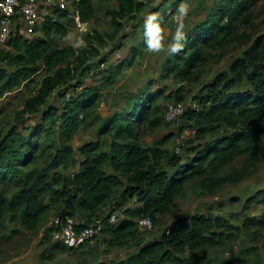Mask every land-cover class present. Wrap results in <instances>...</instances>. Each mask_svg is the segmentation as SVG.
Here are the masks:
<instances>
[{
  "label": "trees",
  "instance_id": "16d2710c",
  "mask_svg": "<svg viewBox=\"0 0 264 264\" xmlns=\"http://www.w3.org/2000/svg\"><path fill=\"white\" fill-rule=\"evenodd\" d=\"M116 1L117 8L107 12L112 33L94 31L86 35L85 46L77 54L72 48L54 49L55 42H64L69 37L75 24L67 12L49 5L46 0H37L42 23L36 29V35L26 36L19 24L12 29L7 43L0 45V98L30 81L39 71L37 66L42 67L43 77L37 93L25 101L15 118L19 124L46 108L48 99L57 93L58 102L65 104L61 115H57V109L52 107L44 115V120L58 125L57 141L49 129L33 140L9 134L0 142V184L15 181L20 186L10 201L0 196V218L9 210L13 214L21 213L25 224L32 227L44 223L49 208L41 202V196L51 189L53 182L59 186V189L51 190L58 203L59 217L72 218L78 229L101 221L104 225L102 235L113 248L136 240L138 223L135 220L147 218L152 225L156 224L170 211L190 181L199 179L200 184L211 191L228 182L230 177L210 175L213 164L227 167L238 156L247 154L251 165L264 157V145L259 141L264 135V38H253L241 31L250 26L253 8L259 0H228L219 5L217 13H211L189 31L185 39L190 42L185 45L189 54H182L183 49L177 50L168 71L188 81L193 69L208 59L222 58L225 48L250 45L227 73L218 75L215 83L207 87V94L197 103L198 112L188 111L183 117L187 119L188 116V121L200 133L208 129L213 134L219 126L233 130L231 136L213 139L187 164L181 165L177 156H169L161 147H147L139 141L144 130L160 126V119H151L157 113L156 108L139 101L131 103L129 111L106 119L105 125H112L113 130L109 135L108 151L103 150L100 142L83 146L80 152L84 160L76 173L71 177H50V171L74 167V149L69 143L80 126H91L99 120L102 93L98 86L88 87L79 96H70V92L81 88L95 67L98 68L97 75L100 71L104 79H112L117 67L102 69L108 62V56L102 50L118 37L124 21L135 20L142 10L134 0ZM77 14L84 24L94 19L91 0L80 3ZM213 52L219 53L213 55ZM243 80L247 81L251 91L245 95L231 93V89ZM120 122L124 125L120 126ZM20 147H23L22 151ZM39 149L50 151V163L34 179L17 166H27L35 158L31 156L32 152ZM164 161L169 168H178L177 171H166ZM106 167L110 172H106ZM128 201H135L137 206L127 208ZM114 213L117 214L116 225L110 226L106 221ZM232 230L233 227L221 218H182L160 240L147 243L138 240L139 248L135 253L110 264H187L183 254L221 243L229 238Z\"/></svg>",
  "mask_w": 264,
  "mask_h": 264
},
{
  "label": "rangeland",
  "instance_id": "374dc122",
  "mask_svg": "<svg viewBox=\"0 0 264 264\" xmlns=\"http://www.w3.org/2000/svg\"><path fill=\"white\" fill-rule=\"evenodd\" d=\"M134 1L141 6V12L136 15L135 20L124 21L118 37L102 50L108 56L107 65L102 66V69L117 67L116 74L111 80H106L100 71L97 75L98 68L95 67L83 86L70 92V96H79L88 87L98 86L102 93L98 108L99 120L91 126H80L69 143L74 149V167L50 171V177H71L76 173L78 165L84 160L80 152L83 146L100 142L103 150L108 151L109 135L113 130L112 125H105L106 119L113 114L125 113L139 101L156 108L157 113L151 116L152 120L160 119V126L144 130L139 141L147 147H161L169 156H177L181 165L187 164L189 159L201 152L213 139L227 138L234 133L231 129L219 126L213 129V134L208 129L205 133H200L188 121V116L187 119L182 118L172 124L163 120L168 104L181 105L186 110L190 104H197L207 94V87L215 83L218 75L227 73L231 64L241 59L248 50L250 45L225 48L222 58L208 59L193 69V75L188 81L181 80L174 72L168 71L177 50L183 49L182 54H189V49L185 46L190 44L185 40L189 31L211 13H217L219 5L228 0ZM91 3L95 11L94 19L85 23L82 30L72 25L69 37L64 42H55L54 49L72 48L77 54L85 46L86 35L94 31L112 33L107 12L117 8V1L102 3L100 0H91ZM241 31L253 35V38H264V0H259L253 8L250 26ZM91 63L92 61L88 65ZM37 67L39 71L30 81L0 98V142L5 141L9 134L33 140L49 129L54 141L58 139V125L53 126L51 121L44 120L50 107L57 109V115L63 113L65 104L58 102V93L48 99L46 108L41 109L30 120L24 118V124L15 120L25 101L34 97L39 89L43 72L40 65ZM249 91L251 88L245 80L231 89V93L235 95H245ZM119 125L123 126L124 122ZM259 141L264 145V135L259 137ZM19 150L22 151L23 147ZM32 153L34 160L26 163L27 166L19 164L17 167L25 175L36 179L47 169L50 151L39 149ZM249 159V155L242 154L227 167L213 164L210 175L215 178L230 177L228 182L211 191L203 187L199 179L190 181L167 214L161 216L150 230L138 227L136 240L119 248L109 247L104 235L81 249L68 250L63 247L56 238V230L51 227V222L59 216L58 203L51 192L54 188L59 189V186L52 182L51 189L41 196V202L49 208L44 223L32 227L25 224L21 213L13 214L9 210L0 218V264H110L135 253L139 248L138 240L143 243L160 240L176 221L196 216L224 219L233 230L229 232V238L221 243L187 251L182 256L187 264H264V157L251 165ZM163 165L169 173L178 169L169 168L167 161ZM109 169L105 168L107 173L110 172ZM19 190V182L0 184V196L6 201L14 198ZM136 206L135 201L126 203L127 208Z\"/></svg>",
  "mask_w": 264,
  "mask_h": 264
},
{
  "label": "built area",
  "instance_id": "2783aa9c",
  "mask_svg": "<svg viewBox=\"0 0 264 264\" xmlns=\"http://www.w3.org/2000/svg\"><path fill=\"white\" fill-rule=\"evenodd\" d=\"M88 0H46L49 5H56L60 11L68 13L73 19L75 26L82 30L84 23H81L77 14V7L80 3ZM43 12V11H42ZM42 23L41 10L38 8L37 0H0V45L4 46L10 38L12 29L21 25L26 36L36 35V29ZM199 105L192 103L188 110L181 105L168 104L165 108L163 120L167 124L178 122L186 112H198ZM117 214H112L106 221L110 226L116 223ZM72 218H60L57 216L51 222V227L56 230V238L66 249L77 250L83 246L92 244L97 237L102 235L104 225L96 221L88 226L76 228ZM138 227L143 230H150L152 223L149 219H139Z\"/></svg>",
  "mask_w": 264,
  "mask_h": 264
},
{
  "label": "clouds",
  "instance_id": "9594fccd",
  "mask_svg": "<svg viewBox=\"0 0 264 264\" xmlns=\"http://www.w3.org/2000/svg\"><path fill=\"white\" fill-rule=\"evenodd\" d=\"M114 225H116V224H114ZM114 225H113V226H114Z\"/></svg>",
  "mask_w": 264,
  "mask_h": 264
},
{
  "label": "crops",
  "instance_id": "0c3cea01",
  "mask_svg": "<svg viewBox=\"0 0 264 264\" xmlns=\"http://www.w3.org/2000/svg\"><path fill=\"white\" fill-rule=\"evenodd\" d=\"M49 9V8H48Z\"/></svg>",
  "mask_w": 264,
  "mask_h": 264
}]
</instances>
